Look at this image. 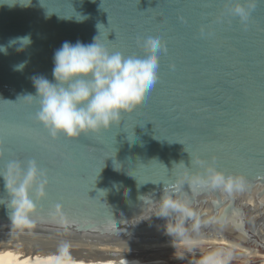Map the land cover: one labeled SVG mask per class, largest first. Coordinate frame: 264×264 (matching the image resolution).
Here are the masks:
<instances>
[{"label":"water","instance_id":"1","mask_svg":"<svg viewBox=\"0 0 264 264\" xmlns=\"http://www.w3.org/2000/svg\"><path fill=\"white\" fill-rule=\"evenodd\" d=\"M236 2L0 0V45L31 37L23 51L0 53V241L78 247L228 235L243 241L202 240L183 262L264 260V0L245 22L232 14ZM150 35L165 49L136 111L107 131L52 138L36 119L39 99L24 96L36 94L33 77L53 80L55 51L98 36L110 50L142 56ZM196 160L242 175L243 190L185 183L205 172ZM33 161L39 172L19 196ZM164 192L195 216L159 217ZM21 199L33 206L14 217ZM176 227L182 235L166 233Z\"/></svg>","mask_w":264,"mask_h":264},{"label":"clouds","instance_id":"2","mask_svg":"<svg viewBox=\"0 0 264 264\" xmlns=\"http://www.w3.org/2000/svg\"><path fill=\"white\" fill-rule=\"evenodd\" d=\"M245 2L248 7L237 0L231 9L232 14L242 22L247 21L250 10L255 7L254 0ZM81 17L77 19L78 22L86 19ZM97 37L90 44L65 41L54 53L53 80L44 76L33 77L36 94L24 96L39 99L36 119L52 138L64 135L76 139L81 135L110 130L121 121L123 115L135 112L158 82L160 53L165 49L158 35H150L143 40L142 56H126L120 51L110 50L104 43H98ZM30 44V36L15 37L8 45H0V53L7 55L11 46H16L18 52L23 51ZM195 163L204 167L205 172L196 176L186 175L185 183L194 188L207 187L229 194L243 190L245 178L242 175H226L202 160ZM15 166V162H12L9 169ZM38 172L35 162H30L23 182L15 189L17 195L23 196ZM40 195H44L43 188ZM18 203L19 209L13 212L14 217L19 216L25 207L33 206L27 199H21ZM172 213H181L184 217L195 216L187 202H181L173 194L164 192L159 217L168 218ZM166 233L182 235L183 230L176 227Z\"/></svg>","mask_w":264,"mask_h":264},{"label":"bare ground","instance_id":"3","mask_svg":"<svg viewBox=\"0 0 264 264\" xmlns=\"http://www.w3.org/2000/svg\"><path fill=\"white\" fill-rule=\"evenodd\" d=\"M243 241L228 235H198L167 241H130L78 247L17 240L0 241V264H186L182 257L202 240ZM256 264H264V260Z\"/></svg>","mask_w":264,"mask_h":264}]
</instances>
